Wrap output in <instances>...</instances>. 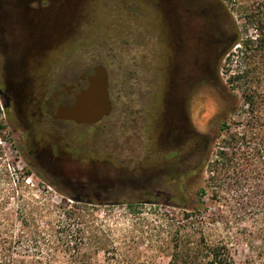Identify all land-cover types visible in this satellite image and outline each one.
Listing matches in <instances>:
<instances>
[{
    "label": "rangeland",
    "instance_id": "374dc122",
    "mask_svg": "<svg viewBox=\"0 0 264 264\" xmlns=\"http://www.w3.org/2000/svg\"><path fill=\"white\" fill-rule=\"evenodd\" d=\"M192 3L196 11L208 6L213 26L229 38L231 21L222 0ZM173 5L69 4L66 52L55 63L66 67L68 77L103 64L113 107L93 125L65 122L54 139L39 146L49 148L41 160L27 152L36 143L23 142L0 91V262L168 264L179 239L192 241L201 226L210 238L229 237L246 252L239 236L259 226L264 214L246 205L253 180H240L237 188L231 167L221 168L216 155L242 103L243 80H230L240 73L239 63L233 49L225 51L208 95L195 99V148L174 139L181 109L175 85L160 77L156 93V52L171 44ZM97 170L114 180L92 179Z\"/></svg>",
    "mask_w": 264,
    "mask_h": 264
},
{
    "label": "flooded vegetation",
    "instance_id": "af4514ba",
    "mask_svg": "<svg viewBox=\"0 0 264 264\" xmlns=\"http://www.w3.org/2000/svg\"><path fill=\"white\" fill-rule=\"evenodd\" d=\"M72 1L0 0V91L23 142L36 143L27 152L40 160L49 148L39 146L54 139L69 121L67 87L77 76L68 77L66 67H57L55 58L66 52L64 17H68ZM173 2L177 14L171 17V44L164 52H156V93L160 77L175 85L181 109L174 139L186 140L194 149L195 99L208 95V86L216 78L217 60L226 51L227 38L213 26L208 6L196 11L192 0ZM169 10L172 11L170 5ZM129 74L133 75L132 71ZM107 75L111 100L108 72ZM92 179L104 181L114 177L100 175L97 170Z\"/></svg>",
    "mask_w": 264,
    "mask_h": 264
},
{
    "label": "trees",
    "instance_id": "16d2710c",
    "mask_svg": "<svg viewBox=\"0 0 264 264\" xmlns=\"http://www.w3.org/2000/svg\"><path fill=\"white\" fill-rule=\"evenodd\" d=\"M222 1L231 21L226 51L233 49L240 72L230 80L242 79L245 87L236 125L223 132L217 162L225 170L231 167L229 176L237 188L240 180H253L248 183L252 198L246 205L264 214V0ZM259 222L243 238L239 236L246 252L229 237L210 238L201 226L192 241L179 239L168 264H264V215Z\"/></svg>",
    "mask_w": 264,
    "mask_h": 264
},
{
    "label": "water",
    "instance_id": "95a60500",
    "mask_svg": "<svg viewBox=\"0 0 264 264\" xmlns=\"http://www.w3.org/2000/svg\"><path fill=\"white\" fill-rule=\"evenodd\" d=\"M67 119L76 124L93 125L108 116L112 109L108 90V75L102 64L80 73L68 85Z\"/></svg>",
    "mask_w": 264,
    "mask_h": 264
}]
</instances>
